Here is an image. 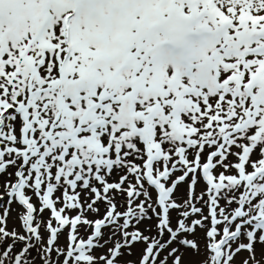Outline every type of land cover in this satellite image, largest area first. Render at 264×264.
<instances>
[{
    "label": "snow or ice",
    "instance_id": "1",
    "mask_svg": "<svg viewBox=\"0 0 264 264\" xmlns=\"http://www.w3.org/2000/svg\"><path fill=\"white\" fill-rule=\"evenodd\" d=\"M0 264H264V0H0Z\"/></svg>",
    "mask_w": 264,
    "mask_h": 264
},
{
    "label": "bare ground",
    "instance_id": "2",
    "mask_svg": "<svg viewBox=\"0 0 264 264\" xmlns=\"http://www.w3.org/2000/svg\"><path fill=\"white\" fill-rule=\"evenodd\" d=\"M15 207V206H14ZM14 215V214H13Z\"/></svg>",
    "mask_w": 264,
    "mask_h": 264
}]
</instances>
